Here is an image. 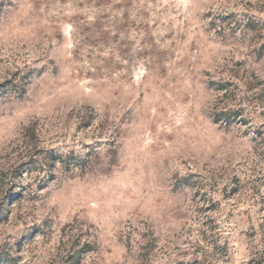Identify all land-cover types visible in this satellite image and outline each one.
Returning <instances> with one entry per match:
<instances>
[{
	"label": "rangeland",
	"instance_id": "rangeland-1",
	"mask_svg": "<svg viewBox=\"0 0 264 264\" xmlns=\"http://www.w3.org/2000/svg\"><path fill=\"white\" fill-rule=\"evenodd\" d=\"M0 256L264 264V0H0Z\"/></svg>",
	"mask_w": 264,
	"mask_h": 264
},
{
	"label": "trees",
	"instance_id": "trees-1",
	"mask_svg": "<svg viewBox=\"0 0 264 264\" xmlns=\"http://www.w3.org/2000/svg\"><path fill=\"white\" fill-rule=\"evenodd\" d=\"M253 77L255 79H259V77L257 75H255ZM246 80H250V78L248 77V79H246ZM228 86L229 85L227 83L218 85V89L224 90V93L222 95V98H224V99L231 96V91H229ZM211 116L214 118V121L216 123L223 122V123H225L226 126L230 125L232 122H238V121L244 122V120L241 119L240 113L233 112L231 110H227V111L221 110L218 112H217V110H214ZM8 263H10V259H7L6 257L0 256V264H8Z\"/></svg>",
	"mask_w": 264,
	"mask_h": 264
}]
</instances>
